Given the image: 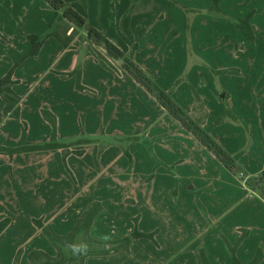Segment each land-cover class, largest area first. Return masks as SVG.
<instances>
[{
	"label": "crops",
	"instance_id": "obj_1",
	"mask_svg": "<svg viewBox=\"0 0 264 264\" xmlns=\"http://www.w3.org/2000/svg\"><path fill=\"white\" fill-rule=\"evenodd\" d=\"M62 1L169 93L247 180L259 177L264 0H219L222 14L210 11L213 0ZM180 6L192 12L185 17ZM59 15L44 0H0V79L11 73L19 99L18 118H12L0 96V146L43 144L53 132L66 146L0 154V219H9L4 233L25 239L30 231L28 238L36 236L20 245L48 252L33 220L65 236L97 203L92 239L116 241L134 231L151 237L131 240L127 251L88 256L82 264H203L202 256L208 264H233L228 247L242 230L247 236L234 257L247 264L260 252L258 264H264V205L246 182L233 186V174L178 127L121 60L109 58ZM125 16L130 37L121 29ZM247 17L252 41L235 24ZM54 30L70 42L49 35ZM31 37L41 40L33 55ZM226 111L229 117L217 121ZM204 152L210 168L200 156L195 162L193 153ZM194 162L195 176L188 167Z\"/></svg>",
	"mask_w": 264,
	"mask_h": 264
},
{
	"label": "trees",
	"instance_id": "obj_2",
	"mask_svg": "<svg viewBox=\"0 0 264 264\" xmlns=\"http://www.w3.org/2000/svg\"><path fill=\"white\" fill-rule=\"evenodd\" d=\"M53 10L62 12V19H59L63 23L71 24L79 30L86 33L88 39L95 45L102 47L107 56L111 59L121 60L122 68L124 71L138 84L140 85L149 95H151L158 105L163 108L169 115H171L180 125L189 132L208 152H210L217 161L226 168L233 175L242 173L240 167L235 163L233 158H231L217 143H215L207 133L200 127L198 123L191 120L171 99L169 93H165L160 88H158L138 66H136L130 59L124 56L123 52L117 48L114 44L108 41L99 31L91 27L87 21L75 12L67 3L62 0H44ZM213 5L211 12L222 14L218 8L219 0H213ZM180 9L185 17H187L192 11L180 6ZM237 28L245 35V37L252 41L253 40V27L249 22V17L238 20L235 22ZM185 21V26H186ZM68 27V26H67ZM122 31L130 37L128 31V17H124L121 22ZM49 35L57 37V39L66 45L70 42L71 37L62 38L57 35L56 31H51ZM32 50L30 54H35L41 44V40L35 37H31ZM178 84V81L177 83ZM13 81L11 80V73L9 72L5 77L0 79V96L2 97L4 103V110L12 118H18V104L19 99L14 95L11 90ZM198 104V101H196ZM198 108V105L196 106ZM44 116L48 115L44 113ZM229 117L228 111L219 118L217 121H222L223 119ZM52 127H54L53 119L51 120ZM65 145L59 144L55 141L54 132L48 142L23 146L18 148H7L0 146V154L13 156L19 153H27L34 151H47L52 149H62ZM243 175V173H242ZM244 175L241 177L243 178ZM252 181H255L257 190L261 195L264 196V172L256 179L247 180L246 184L250 185ZM101 207L99 204L95 203L89 206V208L83 213L79 221L73 227L72 231L66 236L56 235L49 225L43 224L41 220H33L34 226L44 233L49 241L56 248V254L54 257H50L44 252L33 251L29 253L28 260L29 264H82L84 259L88 256H102L119 251H127L128 246L133 239L138 238H150L151 235L140 234L136 231L132 232L130 236L125 237L116 241L100 242L91 238L89 230L95 216L100 212ZM9 220H5L0 223V231L3 230ZM69 244H86L89 248L87 255H73L70 249H66V245ZM261 253L258 252L253 260L247 264H258L261 260ZM203 264H208L204 256H202ZM233 264H240L233 255Z\"/></svg>",
	"mask_w": 264,
	"mask_h": 264
},
{
	"label": "rangeland",
	"instance_id": "obj_3",
	"mask_svg": "<svg viewBox=\"0 0 264 264\" xmlns=\"http://www.w3.org/2000/svg\"><path fill=\"white\" fill-rule=\"evenodd\" d=\"M59 19H62V12H60V15H59ZM156 101V100H155ZM157 103V102H156ZM158 105V103H157ZM158 108V106H157ZM163 109V108H162ZM168 114V112H167ZM169 115V114H168ZM172 119H174L171 115H169ZM175 120V119H174ZM176 121V120H175ZM177 124L179 123L178 121H176ZM180 124V123H179ZM178 124V125H179ZM177 125V126H178ZM178 127H181L180 125ZM186 131V130H185ZM251 140L248 139V142H250ZM250 144V143H249ZM205 155L204 156H201L199 154H194V157H195V162L198 161L199 159V156L201 157V163L203 164V161H207L208 164L206 163V167L207 168H210L209 165H211V160L209 159L210 158V155L208 154V152H204ZM190 160V159H189ZM190 163V165H188L189 168V171H192V173L194 174L193 176H195V174L197 173V166H196V163ZM198 163V162H197ZM176 168V165H173L171 167V171L174 173L175 172V169ZM264 171H261L259 173V176L263 173ZM233 178H235L237 184L235 183V185L233 186H236V187H240L244 181V183L247 181L246 177H243L241 178L238 174L236 175H231ZM254 179V178H253ZM252 179V180H253ZM244 186H246L247 184H243ZM221 187H226V185H221ZM247 188H249V194L250 195H254L256 196V198L264 205V196L261 195L259 193V191L257 190V187L255 185V181H252L250 183V185L248 184L246 186ZM235 193H236V197L238 196V193H240L238 191V189H235ZM200 194V192H199ZM198 197V195H197ZM201 211H204L203 208H200ZM5 220H9V219H0V223L1 222H4ZM35 220V219H34ZM36 220H40V219H36ZM42 221V220H41ZM9 224V223H8ZM7 224V225H8ZM7 227V226H6ZM5 227V228H6ZM5 228L1 231H0V264H28L29 263V260H28V255L29 253L31 252L30 250H32L31 248L33 247V245H31L30 243H24L22 245H20V241L23 242L25 239H29V241L34 238L35 236L32 235L31 238H28L29 236H31V232L28 231V233H26V236H25V239L24 238V234H15V233H4V230ZM37 229V228H36ZM37 231L40 233L41 235V238L43 237L47 243H48V246L46 245H43V246H46L48 252L46 251H41V252H44L45 254H47L48 256L50 257H54L55 254H56V248L55 246L52 244L51 241L48 240V238L44 235V233H42L41 231H39L37 229ZM242 232L244 233L243 236L239 237L237 240H236V243L233 247H228L229 249V253L230 255H234L235 254V251L236 249L238 248L239 244L246 238L247 234H245V231L242 230ZM4 233V234H3ZM57 235V234H56ZM60 236V235H58ZM66 236V235H65ZM224 243L226 244V241L224 240V237H222ZM37 240H34V243L36 244ZM40 246V245H39ZM50 248V249H49ZM30 251V252H29Z\"/></svg>",
	"mask_w": 264,
	"mask_h": 264
},
{
	"label": "clouds",
	"instance_id": "obj_4",
	"mask_svg": "<svg viewBox=\"0 0 264 264\" xmlns=\"http://www.w3.org/2000/svg\"><path fill=\"white\" fill-rule=\"evenodd\" d=\"M66 249H70L73 255H87L89 251L86 244H69Z\"/></svg>",
	"mask_w": 264,
	"mask_h": 264
},
{
	"label": "built area",
	"instance_id": "obj_5",
	"mask_svg": "<svg viewBox=\"0 0 264 264\" xmlns=\"http://www.w3.org/2000/svg\"><path fill=\"white\" fill-rule=\"evenodd\" d=\"M239 176L242 177L243 176L242 173H240Z\"/></svg>",
	"mask_w": 264,
	"mask_h": 264
}]
</instances>
